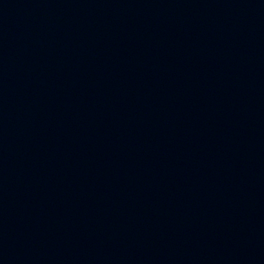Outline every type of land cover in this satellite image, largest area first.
<instances>
[{
    "label": "water",
    "instance_id": "95a60500",
    "mask_svg": "<svg viewBox=\"0 0 264 264\" xmlns=\"http://www.w3.org/2000/svg\"><path fill=\"white\" fill-rule=\"evenodd\" d=\"M0 264H264V0H0Z\"/></svg>",
    "mask_w": 264,
    "mask_h": 264
}]
</instances>
